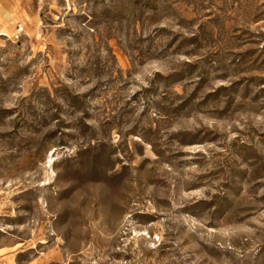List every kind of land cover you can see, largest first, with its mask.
<instances>
[{"label":"rangeland","instance_id":"rangeland-1","mask_svg":"<svg viewBox=\"0 0 264 264\" xmlns=\"http://www.w3.org/2000/svg\"><path fill=\"white\" fill-rule=\"evenodd\" d=\"M0 264H264V0H0Z\"/></svg>","mask_w":264,"mask_h":264}]
</instances>
